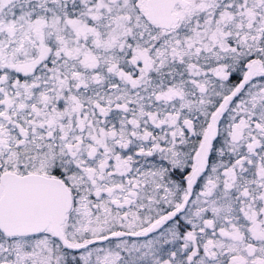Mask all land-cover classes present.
I'll return each mask as SVG.
<instances>
[{
    "label": "snow or ice",
    "instance_id": "obj_1",
    "mask_svg": "<svg viewBox=\"0 0 264 264\" xmlns=\"http://www.w3.org/2000/svg\"><path fill=\"white\" fill-rule=\"evenodd\" d=\"M0 264H264V0H0Z\"/></svg>",
    "mask_w": 264,
    "mask_h": 264
}]
</instances>
